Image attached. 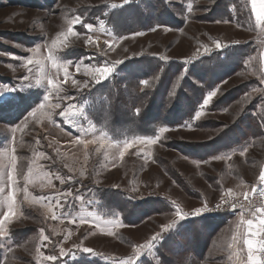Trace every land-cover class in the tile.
Returning a JSON list of instances; mask_svg holds the SVG:
<instances>
[{
	"label": "rangeland",
	"instance_id": "rangeland-1",
	"mask_svg": "<svg viewBox=\"0 0 264 264\" xmlns=\"http://www.w3.org/2000/svg\"><path fill=\"white\" fill-rule=\"evenodd\" d=\"M135 2L142 18L128 19L126 12L109 21L108 13ZM160 4L0 0V92L9 89L0 94V220L12 213L0 224L6 233L0 264H236L247 227L242 218L253 226L262 218L255 210L228 211L253 188L264 189V26H257L248 0ZM77 17L81 23L72 26L78 35L65 41L62 33ZM149 23L155 25L141 30ZM89 35L96 44H85ZM54 40L53 58L88 87L73 86L63 69L52 67L47 57ZM216 42L229 47L216 49ZM29 58L43 71L35 63L25 67ZM117 60L122 63L103 80L85 74ZM133 74H145L147 84L133 89ZM49 78L60 82L63 99L51 92ZM104 83L114 84L115 107L94 115L98 123H114V130L138 124L149 131L153 125L151 137L118 141L96 125L84 95ZM210 91L217 95L201 107ZM198 92V104L190 103ZM136 94L140 100L133 105ZM55 103L61 108L47 107ZM40 104L46 107L29 115ZM69 105L81 113L76 126L59 115ZM150 138L156 143L148 144ZM11 155L17 167L10 179ZM172 201L189 213L205 203L214 210L179 221ZM173 222L151 248L134 247ZM52 255L55 261L46 259Z\"/></svg>",
	"mask_w": 264,
	"mask_h": 264
},
{
	"label": "snow or ice",
	"instance_id": "snow-or-ice-1",
	"mask_svg": "<svg viewBox=\"0 0 264 264\" xmlns=\"http://www.w3.org/2000/svg\"><path fill=\"white\" fill-rule=\"evenodd\" d=\"M128 2H129V0H124L125 4H127ZM251 5H252V11L255 13V21H256L257 26H264V4H261L259 9H258L257 0H251ZM113 7H116V5H113ZM75 23H81V21H80V19L78 17L74 21H72L70 23V26L67 29V33H62V35L64 36V40L65 41H67L69 35H71V36H77L78 35L73 30V26L72 25L75 24ZM83 27H85L89 31H91L92 28H93V25L92 24H83ZM152 30L155 31L156 29L153 28ZM136 35H143V33H136ZM57 40H59V37H57ZM57 40H54L52 42V46L49 47V56L47 57V59L49 61H52V67L56 68L58 71L60 69H63L64 70L65 81L71 80V84L73 86H75L77 88H81V87H85L86 88V87H88V81H84L83 83H81L80 81L72 78V74L67 71V64L58 63L53 58V56L51 55L52 47L56 46ZM96 43H97V41L94 40L91 35H89L87 37V39L85 40V44H96ZM105 43L108 44L107 41H105ZM233 43H239V41H234ZM65 47H67L66 44H65ZM108 47H109L110 50L113 49V45L112 44H108ZM215 47H216V49H223V48L229 47V45L221 44L220 42H216ZM210 51H211V49H209L207 46L204 47V53L205 54L209 53ZM160 59L161 60H165L166 57H160ZM33 63H35L37 66H39L41 68V71H43V66H42V64H41V62L39 60L34 62L31 58H29L27 63L24 66L28 67V65H31ZM120 63H122V61L117 60V61L114 62L113 66H108L107 64H105L102 67L87 68L85 74L94 73L95 75L92 76L93 79H96L97 75H98L99 80H103V79L107 78L110 73L113 72V68H114L115 64H120ZM185 63H187V61H185ZM80 67H81L80 64H76L77 71H80ZM29 71H31V68H29ZM24 79L27 80L28 77H25ZM36 83L40 84L41 80L37 79ZM47 83H48V85L50 87L51 92H55L58 96H60V93H62L64 91V89L60 86V82L58 80H53L52 78H49L47 80ZM141 83L147 84V81H141ZM7 91H9V89L3 90V92H0V94H2L4 92H7ZM216 95H217L216 91H210L207 94V96L204 98L203 104H202L201 107L209 105V103L213 100V98ZM43 99H44L45 102H47V101H49V96L45 95L43 97ZM60 99H63V97L60 96ZM45 107H46L45 104H40L39 108L34 110L32 113H29V115H33L34 116L36 111H39L40 109H43ZM47 107H50V108H53V109H59V108H61V104L60 103L48 104ZM138 112H139V109H137V113ZM78 114H81V113L72 111V105H69L64 111H61L59 113V115L64 117L65 120H67L69 123H72L73 126H76L74 118ZM51 115H52V113L49 112L47 114V118L51 119ZM195 115H196V118H199L201 116V112L197 111ZM189 126H191V125H189ZM165 131H166L165 128H161L160 129L161 133H163ZM37 143H39V141H37ZM147 143L148 144H154V143H156V140L150 138V139L147 140ZM2 155H7V149H5V152ZM40 155L42 156L43 154H40ZM241 155H243V153H241ZM120 156L121 157L124 156V152L123 151L120 152ZM9 164L11 166L12 171L8 172V176L11 179L12 175H13V172L16 170V167H17V157H16V155H11V157L9 158ZM4 167H5V170H7L8 166L5 165ZM259 179H260L261 182H264V171H262L260 173ZM60 182L64 183V181L62 179H61ZM256 192H257V190L255 188H253L252 195H255ZM244 195H245V199L246 200L249 199V196H248L247 193H245ZM260 195L264 196V189L260 190ZM223 202L224 203H228L227 200H224ZM172 204L175 205V215H176V217L178 218L179 221H182V220L188 218L189 216L197 217V216L201 215L202 213H207V212H210V211L214 210V209L210 208L207 203H205L202 207H196L192 212L189 213V212L183 211L181 209V207L178 204L175 203V201H172ZM220 206H221L220 204H217L216 208L218 209V208H220ZM236 206H237L236 204L232 205L233 208H235ZM11 207L12 206L9 205V209H11ZM11 214H12L11 211L5 213L4 216H3V220H0V224H3L4 221H7L9 219V215H11ZM255 214H259L262 217L259 220L258 229L253 230V220L249 219L246 222L243 220V218L241 220L242 223H246L247 224L248 229H249L248 233L246 234V238L244 239L243 242H244V244L246 245V248H247V264H264V241H256V240L251 238V237H256L257 235L264 233V205H262L261 207L256 208L255 212H254V215ZM53 218H55V217H53ZM175 226H176V222H173L172 224H166V225L161 226V233L154 234L150 238V241H149V243L147 245L141 244V245L134 246V247L137 248L138 252H139V249H141V248H145V247L151 248L154 245L155 241L158 238H160V236L162 235V233L164 231L172 230ZM5 235H6L5 232L0 231V237H3ZM43 238L47 239L46 236L43 237ZM234 239H235V237H234ZM257 244L259 245L258 247H257ZM77 247H79V246H77ZM229 247H231V245H229ZM82 251L84 253H91L92 249H90L88 247H83ZM61 253L63 254V249H61ZM46 259L47 260H51V261H55L57 259V257L55 255H52V256H47ZM116 264H133V261L132 260H125V261L118 260L116 262Z\"/></svg>",
	"mask_w": 264,
	"mask_h": 264
},
{
	"label": "trees",
	"instance_id": "trees-1",
	"mask_svg": "<svg viewBox=\"0 0 264 264\" xmlns=\"http://www.w3.org/2000/svg\"><path fill=\"white\" fill-rule=\"evenodd\" d=\"M148 1V0H147ZM147 1H144L143 0V2L144 3H147ZM159 4H160V2L162 1V0H156ZM140 3H137V2H135L134 4H130V5H128V6H125V7H122V8H120V9H117V10H114V11H111L110 13H108V19H109V21H110V15H111V18L112 19H114V21H116V19H115V16L116 15H118V14H122V17L124 16L123 14H125L126 12H128L129 14L128 15H126V18H130L131 17V20L133 19V20H136V18H137V20H139V18H142V13H143V11H141L140 9ZM160 5H162V4H160ZM139 7V8H138ZM128 18V19H129ZM128 19H126V20H128ZM111 22V21H110ZM148 25V24H147ZM150 25V26H149ZM149 25L148 26H145V27H140L141 28V30H145L146 28H149V27H153L152 25H155V23H153L152 25L149 23ZM113 28H115V29H119L118 28V25H116V23L115 24H113ZM137 29H139V28H136V30ZM134 30V29H133ZM241 53V52H240ZM227 59V58H226ZM148 60H150V61H153V60H151V59H147V61ZM133 80L132 79H130V80H132V82L131 83H133V86H132V88L133 89H135L137 86L136 85H138V84H140L141 83V81H144V80H147L148 79V77H146V75L145 74H140V75H137V74H133ZM152 77V76H151ZM150 78V77H149ZM130 80H127V82L129 83V81ZM136 80V81H135ZM118 82V81H117ZM113 86H114V84H110V83H104V84H102V85H100V86H98V88H96L95 90H93L92 92H91V94L90 93H86L84 96L86 97L85 99H84V102L87 104V108L89 107V110H91V113H90V115L92 116V118L94 119V121L97 123L96 125L97 126H99V127H101L102 128V130H103V132L104 133H106V134H108L112 139H114V140H121L122 138H126V137H131V135L133 136V135H139L140 137H151L153 134H152V130L154 129V126L153 125H151V128H150V130L148 131V130H145V129H147L145 126H143V125H138V124H136V127H132V128H129L128 126H127V124L126 125H120V127L118 128V129H116V130H114L113 129V127L111 126V125H113L112 123H111V125H110V123L107 125V126H105V125H103L102 123H98V120L94 117V115H96V116H98V114H102V113H104L106 110L107 111H111L112 109H114V107H115V103L114 102H112V97H113V95H112V91H113ZM110 93L111 94V97L109 96V95H107L106 93ZM200 97V93L198 92V94H197V97H195L194 98V100L193 101H191L190 103H194V102H197V104H198V102H199V98ZM139 96H138V94H136L133 98H132V100H131V102H134V103H132L133 105H137L138 103H139ZM118 101H120V99H118ZM197 104H195V105H197ZM189 108H191V106H189ZM131 117H132V110H131ZM191 113H192V109L191 110H189L188 111V118L189 119H191L190 118V116H191ZM113 114V113H112ZM139 114V118L137 119V121H138V123L140 124V122H139V120L141 119V116L142 115H140V113H138ZM113 121V120H112ZM142 121V120H141ZM100 122V121H99ZM104 126V127H103ZM142 127H143V129H142ZM156 129V128H155ZM140 131H142L143 133H142V135L141 134H139V132ZM103 196V195H102ZM103 206H104V204H103Z\"/></svg>",
	"mask_w": 264,
	"mask_h": 264
},
{
	"label": "crops",
	"instance_id": "crops-1",
	"mask_svg": "<svg viewBox=\"0 0 264 264\" xmlns=\"http://www.w3.org/2000/svg\"><path fill=\"white\" fill-rule=\"evenodd\" d=\"M248 4L250 7V12L252 13V17H254L255 19V13L252 11V5H251V0H248ZM264 4V0H257V7L259 9L260 5ZM262 171H264V167L262 169ZM262 184L264 185V182H262ZM259 226H253V230L258 229ZM248 233V226L246 227V231H245V235L242 238V249L236 252V259H235V263L236 264H247V248L246 245L244 244V239L246 238V234ZM264 234H259L256 237H251L252 239L256 240V241H263V236ZM259 245L257 244V247Z\"/></svg>",
	"mask_w": 264,
	"mask_h": 264
},
{
	"label": "built area",
	"instance_id": "built-area-1",
	"mask_svg": "<svg viewBox=\"0 0 264 264\" xmlns=\"http://www.w3.org/2000/svg\"><path fill=\"white\" fill-rule=\"evenodd\" d=\"M263 188L256 189L257 192L255 195L249 196V199L244 200L241 205H237L235 208L232 207V205H229L230 211L228 213L233 212V210L243 209V210H255L258 207H261L264 205V196L260 195V190ZM232 210V211H231Z\"/></svg>",
	"mask_w": 264,
	"mask_h": 264
}]
</instances>
